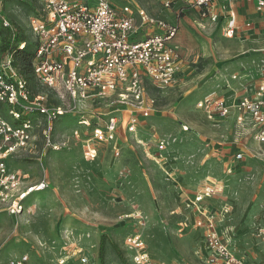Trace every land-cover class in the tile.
<instances>
[{"label": "rangeland", "instance_id": "rangeland-1", "mask_svg": "<svg viewBox=\"0 0 264 264\" xmlns=\"http://www.w3.org/2000/svg\"><path fill=\"white\" fill-rule=\"evenodd\" d=\"M110 1L178 25L179 80L165 89L146 84L156 111L135 133L118 132V155L111 145L92 140L93 128L103 126L117 106L89 101L55 122L52 141L57 149L46 148L37 131L29 149L6 160L5 175L17 186L5 201L0 187V264L23 254L28 264H58L62 256L69 257V264H80V258L90 264H128L123 239L132 232L141 234L159 262L207 264L199 216L187 206L205 188H213L206 208L218 219L220 234L248 263L264 264V152L233 161L239 142L234 127L214 124L194 108L199 98L222 89L216 75L264 77V17L251 15L252 32L226 38L215 26L200 22L182 0L169 8L160 0ZM37 14L34 0H0V59L20 37L33 50L30 21ZM3 19L13 31L3 29ZM4 46L9 51L1 53ZM29 84L45 95L48 105L59 104L57 93L35 78ZM1 111L14 123L6 105ZM246 138V153L255 154L259 147ZM87 148L95 150L93 158L85 155ZM42 182L45 189L31 192L19 212H10L18 193ZM102 236L103 263L98 258Z\"/></svg>", "mask_w": 264, "mask_h": 264}, {"label": "built area", "instance_id": "built-area-1", "mask_svg": "<svg viewBox=\"0 0 264 264\" xmlns=\"http://www.w3.org/2000/svg\"><path fill=\"white\" fill-rule=\"evenodd\" d=\"M35 1L38 14L30 21V30L35 38L32 73L39 86L57 93L59 104L48 105L42 92L32 93L13 67L10 55L0 61L2 201L17 186L14 179L5 175L6 160L29 149L37 131L45 147L55 150L58 146L52 141V135L57 120L77 108H83L89 101L110 102L117 106L113 111L117 114H110L103 126L93 128L92 140L111 145L118 155V132L135 133L140 122L156 111L155 101L147 94L146 84L165 89L179 80L182 57L175 41L177 25L129 4L117 8L110 0H93L94 5H88L84 0ZM173 1L160 0L164 8L171 7ZM234 1L252 3L255 11L264 15V0H223L222 3L217 0H183L211 25L222 19L221 34L226 38H233L238 30ZM3 27L14 30L6 19H3ZM23 46L21 43L19 48ZM245 77L233 73L230 80L235 82ZM225 84L229 90L228 82ZM241 91L231 99L210 92L194 105L196 111L214 124L230 121L238 137L247 139L248 136L259 147L255 154L246 153L247 146L237 151L232 157L237 162L264 152L261 151L264 148V77L251 85H242ZM3 105L7 106V114L14 123L3 117ZM81 123L88 125L86 121ZM157 144L160 150L165 148L162 141ZM87 150L85 155L93 158L95 150ZM45 188L46 184L42 182L18 193L10 212L22 209L21 202L32 189L42 191ZM211 194L213 188H205L187 204L203 219L207 264H247L222 238L218 219L201 206ZM123 246L128 264H164L151 256L138 232L125 235ZM68 259V256H62L58 264H69ZM79 263L90 264L85 258H80ZM8 264H28V256L15 257Z\"/></svg>", "mask_w": 264, "mask_h": 264}, {"label": "crops", "instance_id": "crops-1", "mask_svg": "<svg viewBox=\"0 0 264 264\" xmlns=\"http://www.w3.org/2000/svg\"><path fill=\"white\" fill-rule=\"evenodd\" d=\"M178 2L179 1H181V0H177ZM183 1V0H182ZM217 2L218 3H222L223 2V0H217ZM173 4V3H172ZM171 4V5H172ZM233 7H234V10L236 11V13H237V24H238V30L236 31V33H235V36H237L238 34H241V33H243V32H252L253 31V29H254V23H253V21L251 20V15H256V16H259V17H264V15L263 14H261V13H258V12H256L255 11V9H254V6H253V4L252 3H242V2H238V1H234L233 2ZM193 8V7H192ZM194 10H195V12H196V14H197V17H198V20L200 21V22H206L207 24H210V23H208L206 20H203V19H201L200 18V16H199V14H198V12H197V10L195 9V8H193ZM243 16H244V19H243ZM171 23V22H170ZM174 24V23H173ZM176 25V24H175ZM211 25V24H210ZM223 25V20L221 19L220 20V22L218 23V24H214L213 26H215V28L217 29V30H219V32L221 33V26ZM178 26V25H177ZM178 32H179V27H178ZM176 43L178 44V42H177V38H176ZM182 57V56H181ZM182 59V58H181ZM182 61V60H181ZM181 61H180V67H181ZM241 71V70H240ZM239 71V72H240ZM235 74H237L236 72H234ZM231 74H233V73H231ZM231 74H229V75H227V77L226 76H224V78H222V79H219V77H218V75H216V77H215V81H216V83L218 84V82L220 83V85L219 86H217L219 89H220V87H222V89H220L219 91H215L217 94H222V95H226L225 97H227V99H231V98H233L234 97V95L235 94H237V95H240L241 93H242V91H241V87H242V85H248V84H253V83H255L257 80H259L260 78L257 76V75H255V76H253V77H251V78H247V77H245V76H247V75H245V74H243L242 73V75H244V77H245V79L244 80H240V79H238L237 81H235V82H232L231 80H230V76H231ZM239 74V73H238ZM241 74V73H240ZM179 75H180V72H179ZM220 76V75H219ZM225 81H226V83L228 82V84H229V90L227 89V87H226V84H225ZM228 86V85H227ZM216 90V89H215ZM210 93V92H209ZM208 94V93H207ZM225 122H228V123H230V121H225ZM238 137V136H237ZM239 138V142L237 143V144H235V151H234V153H233V155L237 152V151H239L240 149H242V148H245L246 147V145L244 144V142H243V138L244 137H242V138H240V137H238ZM238 138H236L235 139V141H237V139ZM233 155H232V157H233ZM207 200H208V198H205L204 200H203V202L201 203V206L203 207V208H205L206 209V211L207 212H209L208 211V207L206 208V204H208V202H207ZM193 211L195 212V210L193 209ZM197 212H195V214H196ZM197 216H199V214L197 213ZM202 223H203V219L202 218H200V216L198 217V222H197V226L200 228V230H201V233H202V235H203V227H202ZM217 225H218V223H217ZM219 230V229H218ZM220 232V231H219ZM221 236H222V238L225 240V238L223 237V235L221 234ZM230 245V244H229ZM231 246V245H230ZM232 247V246H231ZM240 255V254H239ZM241 256V255H240ZM242 257V256H241ZM243 259H244V261L247 263V264H250V263H248V261H246L245 260V258L244 257H242Z\"/></svg>", "mask_w": 264, "mask_h": 264}, {"label": "trees", "instance_id": "trees-1", "mask_svg": "<svg viewBox=\"0 0 264 264\" xmlns=\"http://www.w3.org/2000/svg\"><path fill=\"white\" fill-rule=\"evenodd\" d=\"M3 29H5V31H8L4 27ZM17 41H18L17 46L15 48L9 51L7 50V46H4L3 48H1V53H4V51H9V53H7L6 55L11 56L12 65L17 70L18 75L26 82L27 86L29 87V89H31L32 93H37V91H34V89L31 88L29 84V82L32 80V77L35 78L32 73V58L34 55V47H33V50L30 52L28 45L26 43V40H24V38L20 37L18 38ZM21 43H24V46L22 49L19 48V45ZM4 57H2L0 61ZM112 247L116 253H119L118 248L115 244H113ZM104 249H105V236H102L100 239L99 248H98V258L101 263H103L104 261Z\"/></svg>", "mask_w": 264, "mask_h": 264}, {"label": "bare ground", "instance_id": "bare-ground-1", "mask_svg": "<svg viewBox=\"0 0 264 264\" xmlns=\"http://www.w3.org/2000/svg\"><path fill=\"white\" fill-rule=\"evenodd\" d=\"M34 190H35V189H32V191H34ZM32 191H31V192H32Z\"/></svg>", "mask_w": 264, "mask_h": 264}]
</instances>
